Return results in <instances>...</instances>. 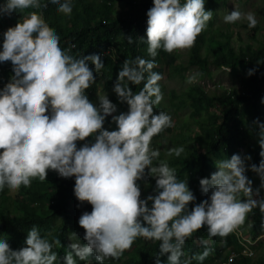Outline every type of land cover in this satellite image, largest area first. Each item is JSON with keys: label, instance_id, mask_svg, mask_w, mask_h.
<instances>
[{"label": "clouds", "instance_id": "obj_1", "mask_svg": "<svg viewBox=\"0 0 264 264\" xmlns=\"http://www.w3.org/2000/svg\"><path fill=\"white\" fill-rule=\"evenodd\" d=\"M47 3L59 13L72 12V0ZM204 3L152 0L143 22L148 55L155 57L158 49L190 48L213 15ZM46 6L40 0H0V63L8 62L7 69L3 65L0 69L4 74L12 71L9 80L0 72V264H139L133 244L137 237L159 241L157 255L169 253L166 264H189L180 259L182 245L202 225L207 226L209 237H223L243 223L252 209L259 207L264 214V197L253 198L264 188V122L254 121L261 159L258 165H247L260 180L255 192L245 175V161L251 156L234 153L215 161L217 170L200 178V191L210 195L189 210L198 189L190 190L166 162L152 163L158 153L149 148L151 138L171 125L169 114L153 110L163 97L157 83L161 76L152 71L156 61L139 56L124 60L112 90L128 110L111 115L116 127L108 130L102 124L117 105L106 94L98 96L94 105L85 94L94 81L93 73L104 67L100 56L74 57L60 47L59 35L33 11L21 18L24 9ZM241 18L249 28L257 23L252 12L236 8L223 16L226 23ZM117 27L128 28L122 22ZM126 39L133 43L131 32ZM68 48L74 50L75 44ZM107 52L116 62L123 60L119 45L113 44ZM253 72L247 69L248 75ZM142 81L138 91L129 87V82L139 85ZM90 136L94 138L90 143H82ZM183 151V146L168 149L176 156ZM146 166L147 175L155 178L153 195L149 186L144 187ZM43 184L53 196L61 187L69 189L70 203L62 206L56 199L44 203L28 194ZM141 190L145 193L140 194ZM26 206L49 223V231L44 230L49 239L38 226L28 231L21 228ZM56 206L66 212L65 218L53 210ZM65 223L70 232L61 241L54 239L52 233L62 231ZM261 223L264 226V215ZM239 243L243 252H253L246 247L248 242ZM208 252L205 248L193 258L203 261ZM155 264L164 262L157 259Z\"/></svg>", "mask_w": 264, "mask_h": 264}, {"label": "trees", "instance_id": "obj_2", "mask_svg": "<svg viewBox=\"0 0 264 264\" xmlns=\"http://www.w3.org/2000/svg\"><path fill=\"white\" fill-rule=\"evenodd\" d=\"M41 3L46 4L47 6L43 9H24V12L21 18H25L29 12L34 15L40 16L42 18V22L49 26L51 30L59 35V45L62 49L69 50L68 53L74 57H79L82 55L89 54H98L100 56L101 61L103 62L104 67L101 68L98 73L94 72V81L89 84V87L85 89V94L88 99L95 105L98 104V97L95 96L97 93V86L100 83V80L103 82L104 89L113 87V82L116 79V75L122 66L125 59L129 61L133 60L135 57L139 56L145 59H154L157 62H161L165 69L168 68L170 71L171 68L167 67L170 65L175 59L170 52H165L162 49L157 50V55L155 57H151L148 55L146 48V41L142 38V36L146 35L145 26L143 22L147 20L146 11L152 5V0H72V12L70 15H65L63 13H59L56 11V6L50 5L47 3V0H40ZM148 4V5H147ZM120 6V9H117L115 6ZM117 11H120L118 15ZM122 22L125 26H128V33L131 32V36L133 37V43L129 44L128 41L126 43V49L123 53V60L116 62L115 57L112 53H108L107 51L113 47L117 36L119 34V28L117 27L119 23ZM145 28V29H144ZM204 32L201 31L200 34L197 35L194 44L190 47L192 49V57L199 58L201 64L204 66H208L210 61L208 59L209 52H205L202 54L203 43H204ZM71 44H75V49H69L68 47ZM202 55H205L206 58L203 59ZM256 56V57H255ZM252 57V60L255 58L258 60L259 70L262 69V72L259 73L258 80L254 83V85H250L249 81L241 80V87L245 89V92H241L240 89H235L230 91L229 93L225 92V96H222V99L216 95L217 100L221 103H230V107L224 112V121L222 124H217L215 128L214 135L211 136L212 139L206 138L204 135H198V142L195 146L200 147L201 149H206L207 154L202 156V161H209L207 157L211 155L221 156L222 149L226 145L229 148L230 152L235 150V153L240 154L237 146L244 145L245 136L244 132L245 127L243 126L242 118L249 116L251 122L249 124V128L253 129V133L256 136L258 141V136L256 134V128L254 121L257 119L261 122H264V103L261 102V97H264V54L259 53ZM245 63H248V59L246 57L243 58ZM91 63V62H89ZM230 64H227L228 67ZM90 67L93 65L90 64ZM233 70V68H230ZM152 71L157 72L159 74L164 73L163 68L154 69ZM147 75V73H145ZM98 77V78H96ZM200 78H205V75H200ZM158 83V82H157ZM143 81L139 85H133L129 82V87L133 91H138L140 87H142ZM159 84V83H158ZM160 85V84H159ZM160 90H162V86L160 85ZM91 94H90V93ZM111 93L107 95V98L117 105V110L115 113L109 114L105 117V120L102 124V127L113 130L116 127L115 122L111 121V115H117L120 112H126L128 110V105L126 102H120L117 99L116 94L112 95ZM220 106V105H219ZM154 112H157L155 106L153 108ZM205 123V122H204ZM205 127H209L205 125ZM173 131V121L171 120V125L169 127L164 128L161 132L154 135L153 137L156 139H160L163 134L171 133ZM94 138L89 137L88 139L82 141L91 142ZM179 146H183L181 142L178 141ZM252 150V152H251ZM260 146L258 142L253 149H250L248 153L253 155L252 162L259 164L261 157L259 156ZM180 156V155H179ZM179 156H171L173 158H179ZM193 159L187 160L183 165L179 166L177 162H174L173 168L176 171V175L180 179L186 180L191 171L196 172L198 175L195 177L196 182L193 183L197 192H193L196 199L195 201L189 202L188 208L194 206V204L199 203L204 199V193L200 191L199 180L203 177H209L212 173L210 170L205 168V165L200 162L198 164L192 163ZM168 163V162H167ZM169 163H172L171 161ZM147 167L145 170V175H147ZM254 172L251 170V173ZM153 180V184H148V192L152 190V187L155 184V178L151 176ZM136 182H139L137 180ZM46 185H35L28 194L33 195L40 201L46 203L50 201L62 202V206H65L67 203H70L71 196L69 189L64 187L60 188L59 194L53 196L52 193L45 192L44 189ZM260 193H264V188L260 189ZM155 194V192H154ZM150 206L151 201L147 202ZM91 206V204H90ZM92 207V206H91ZM23 208V207H22ZM25 214L22 217V222L25 226L21 228H26L27 231L35 226L40 228V233L43 236H46L45 231H49V223L44 220V216L40 214L38 211H32L26 206ZM60 217L65 218L66 212L57 206L53 209ZM255 212V213H253ZM262 214L260 212L259 207H256L251 210L250 213H247L244 221L246 220V225L248 224V219L251 216H254V222L248 226L249 234L252 235L253 231L259 230V225L261 222ZM243 221V223H244ZM19 228V230L21 229ZM18 230V231H19ZM45 230V231H44ZM70 232V227L68 223H65L64 229L62 231L53 232V238L62 240L66 237L65 233ZM48 238V237H47ZM206 238L212 240V247L221 246L222 244L225 246H230L234 250L241 249L235 241V234L233 232L228 233L226 236H212L209 237L207 233V226L202 225L200 229L194 231L189 237H187L182 245L183 255L181 256V261L188 260L189 264H223L228 261L225 257L218 258L217 261H209L211 255V246L209 247V242L206 241ZM260 238L256 235L253 240ZM49 239V238H48ZM198 240V242H197ZM206 242V243H205ZM133 244L135 245V252L140 255V263L139 264H155L156 260L159 259L164 264H166L167 256L169 253H164L163 255H157L159 253V241L151 243L147 239L144 240L142 237H137ZM205 248L209 249V252L205 256L203 261H198L193 258L194 253H202ZM258 254L257 257L253 258L252 256H246L243 254V249L239 253H236L239 258L233 259L230 263L226 264H264V241H259V248H257Z\"/></svg>", "mask_w": 264, "mask_h": 264}, {"label": "rangeland", "instance_id": "obj_3", "mask_svg": "<svg viewBox=\"0 0 264 264\" xmlns=\"http://www.w3.org/2000/svg\"><path fill=\"white\" fill-rule=\"evenodd\" d=\"M88 0H85V2ZM148 5V4H147ZM120 9V6H115ZM205 10H211L213 12L212 17L207 21L206 28L202 29L204 34V43L202 54L209 52L208 59L210 64L204 66L201 64L199 58L192 57L191 48L175 49L170 53L174 57V61L168 65L165 69L160 61L155 63L154 69L163 68L164 73L160 74L161 79L157 81L161 86L163 97L159 104L155 105L156 111H164L169 114L170 119L173 121V131L171 133L163 134L160 139L154 137L151 138L149 148L157 151L158 155L152 159L153 165L159 161L168 162L167 164L173 168L171 164L177 162L179 166L183 165L187 160L193 159V164L205 165V168L214 172L217 170L215 161L222 160L225 158H230L234 151L229 150L226 145L222 149L221 156L211 155L209 161H202V156L207 154L206 149H201L195 146L198 142V135H204L208 139L213 138L215 128L217 124H222L224 121V112L230 107V103H221L216 98L219 96H225L227 90L240 89L241 92H245V89L241 87V80L249 81L250 85H254L256 80H258L259 70L258 60H252L251 58L259 53L264 54V0H205L204 3ZM243 12H252L255 15L257 23L254 27L249 28L247 21L243 18L232 23H226L223 20V16L226 12H230L234 9ZM120 11H117L118 15ZM42 22V18L38 16ZM12 22V19L11 21ZM46 25V24H45ZM14 26V24H13ZM47 26V25H46ZM49 27V26H48ZM51 30V28L49 27ZM128 28H124L119 32V36L115 41V46H120L121 52L123 54V49H126L128 36ZM144 39V38H143ZM2 42V40H0ZM244 57L248 59V63L244 62ZM256 57V56H255ZM205 59L206 56L202 55ZM7 63L3 62L0 65L7 69ZM227 64H230L228 67ZM229 68H233L229 69ZM252 68L254 72L251 75L247 74V69ZM0 72H4L0 69ZM11 73H6L2 78L9 80ZM200 75H205V78H200ZM195 77L192 81H189V77ZM103 82L100 80L98 83V95H109L114 93L113 87L104 89ZM115 94V93H114ZM112 94V95H114ZM116 97V95H115ZM220 105V106H219ZM205 122V123H204ZM243 126L245 127V142L244 145L237 146L240 155L249 154L248 151L253 149L256 145V136L253 133V129H250L249 124L251 119L249 116L242 118ZM208 125L209 127H205ZM178 141L184 144V151L180 154L179 158H173L168 153V149L172 147L179 146ZM252 152V150H251ZM250 155V154H249ZM176 156V155H175ZM251 156V155H250ZM253 157V155H252ZM252 157L250 161H245V175L252 181V188L255 189L260 184L259 177L257 173L252 172L247 167L248 164L253 163ZM172 163H169V162ZM200 164V165H202ZM147 167V166H146ZM146 170V168H145ZM198 174L191 171V174L187 177L188 187L193 190V183L196 182L195 177ZM58 179L63 180L64 177L57 175ZM148 177V181H145L144 187L148 184H153V180ZM195 187V186H194ZM155 189V184L152 187L149 195H153ZM145 193L144 190L140 191V194ZM15 196V194H10ZM209 193H204V199H207ZM264 197V193H260L258 196L254 194L253 198ZM241 199H245L241 197ZM255 213V212H253ZM247 220V219H246ZM246 220L244 223L239 224L232 232L235 234V241L238 243L241 249L242 246L239 243L246 241L248 242L246 247L253 252L245 250L244 255L249 254L253 258L257 257L259 248V241H264V226L260 222L259 230L249 234L248 226L254 222V216L248 219V224L246 225ZM258 235L260 238L253 240V238ZM209 244L212 241L206 238ZM251 247L253 249H251ZM241 249H236L233 252V248L225 245L215 246V250H211V255L208 262L217 261L218 258L225 257L230 260L231 258H239L236 253H239ZM123 254V253H122ZM122 256V255H121ZM209 256V255H206Z\"/></svg>", "mask_w": 264, "mask_h": 264}]
</instances>
